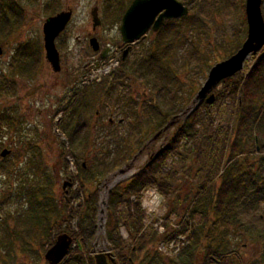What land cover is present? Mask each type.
Returning <instances> with one entry per match:
<instances>
[{"label":"trees","instance_id":"1","mask_svg":"<svg viewBox=\"0 0 264 264\" xmlns=\"http://www.w3.org/2000/svg\"><path fill=\"white\" fill-rule=\"evenodd\" d=\"M117 1L107 0L108 11L112 3ZM131 2L128 0V3ZM184 3L190 7V10L193 9L189 0H184ZM126 6L124 1L121 2V8L116 6L118 13L114 11L110 23L121 21ZM13 7L21 8L15 0H0V11ZM262 10L264 14V0ZM245 16L244 11V19ZM0 18L3 20L0 26V41H3L11 31L6 29L5 15H0ZM187 18L190 16L180 19ZM171 21L173 20L165 22L161 32ZM247 28L245 21L242 35L237 34L238 37L235 35L237 37L235 47L244 37L246 38ZM157 46V51L152 56L143 57L141 64L143 66L134 70L137 80L145 79L154 88L155 101H149L144 105L141 125L146 131L151 128L155 132L163 129L169 121L182 112V109L175 108L178 94L162 96L163 90L169 93L171 86L175 87L179 84L176 82L175 85H167L166 80L161 88L157 87L159 79L164 77L165 70H168L174 78L177 77V72L171 68V62H168L167 48L161 49L160 41ZM240 46L238 45L237 48ZM233 51L230 55L235 52ZM23 52L25 56L32 58L40 55L39 46L32 43L27 45ZM256 57V62L248 73H245V68L222 80L213 89L216 94L213 104L201 101L188 114L182 116L175 125L171 126L175 127L174 131L151 159L131 178L117 183L110 190L107 205V237L118 264H136V260L142 255L139 264L145 262L164 264L162 261L165 256L157 250V245L160 241L169 240L168 233L158 235L153 228H150L152 226L144 230L145 213L141 209L140 199L144 190L150 186L157 187L158 192L165 198L164 205L166 204L167 207L165 218L175 219L174 224L177 229L173 227L175 232L172 236L186 234V231L191 230L181 255L169 257L171 264H264V251L253 256L252 260L245 259L240 251L242 247L236 242L237 229L243 228V236L254 235V232H250L253 231L252 228L247 227L240 220L241 216L251 215L252 212L260 210L264 203V53ZM166 58L168 59L163 65L164 68L158 73H153L152 64L164 61ZM128 72L130 68L116 69L115 82L124 78ZM114 86L116 85L107 88L106 95L112 94L110 99L118 96L119 102L122 103L125 93L118 91ZM101 91V87L96 85L86 94L95 97L97 93L101 95ZM122 111L123 117L135 118L139 106L133 112L124 109ZM2 121L10 123L5 115ZM143 132L140 126L136 138L125 139L116 149L109 148L105 161H94V167L79 161L81 156L86 157L91 140L89 126L83 121L71 129L70 148L67 149L69 146L67 147L65 142L62 143L64 151L70 153L77 164V172L68 173L74 178L76 187L67 196V200L69 203L73 202L82 194L86 198L72 208V213L63 216L69 218V222L75 221L76 225L74 229H68V233L74 237V244L60 264H69L70 260H73V264H95L91 253L97 232L99 192L97 186L105 175L122 167L132 158L135 147L142 146ZM184 140L189 144L182 148ZM252 153L259 154L257 161L252 160ZM173 156L176 158L168 165V159ZM40 163L42 164L41 161ZM2 164L3 161L0 162V165ZM68 165L67 161L66 168H69ZM8 168L7 174L16 173L15 170ZM38 171L51 178L45 165L40 168L31 160L26 171L27 181L24 182L26 187H21L24 188L23 192L28 193V201L36 206H40L41 198H47L48 202L52 194L44 185L43 187L35 185L31 190H25L37 179ZM2 172L0 169V175H5L4 167ZM47 185H50L49 182ZM93 185L94 189H92ZM132 196H136L137 200L132 201ZM54 207H39L29 212L27 216L31 218L28 225L48 224L49 218L54 213L51 211ZM55 212H60L59 204ZM121 225H125L129 230L131 241L127 242L123 239ZM169 230L172 232V228ZM259 237L261 236L257 235L255 239ZM52 240L49 247L54 242Z\"/></svg>","mask_w":264,"mask_h":264},{"label":"rangeland","instance_id":"2","mask_svg":"<svg viewBox=\"0 0 264 264\" xmlns=\"http://www.w3.org/2000/svg\"><path fill=\"white\" fill-rule=\"evenodd\" d=\"M123 1L124 4H127L126 7H128L130 4L128 0H118L112 3V11L118 13L116 6L121 8V2ZM181 1L184 2V0ZM189 1L191 2L190 5L193 6V9L190 10V18L173 20L158 34L156 32L148 33L144 39L134 45L133 52H131L126 63L122 66V69H129L134 65V69L137 70V67L143 66L141 65L143 57L152 56V54L157 51V43L160 41L162 46L161 49L167 48L166 56L169 58L168 62H171V68L177 72V77L174 78L168 70H165L163 73L164 77L159 79L157 87L161 88L166 80L168 81L167 85H175L177 82L179 86H171L169 93L163 90L162 96H171L172 93L175 95L178 94L179 96L177 102H175V108L182 109L181 111H184L192 105L197 93L204 85L212 66L233 55L241 47L240 43L242 45L246 39L244 37L238 44L240 46L239 48H237L238 45L235 47L236 38L238 37L237 34L242 35V32L245 30V21L247 23L246 16L244 19L246 0ZM46 2L49 1L38 0L36 3L24 2V7L32 14L29 16L30 20L26 21V26L24 28L11 31L7 38L0 41V44L4 47V54L0 56V87L2 89V93L0 94V162L3 161V164L0 165V169L2 172V167H4L6 175H0V264H49L45 258V253L49 248V243L52 240L51 238H53V242L61 230L58 229V227L62 226V229L72 230L76 225L75 221L69 222V218L64 222L62 220L63 216L72 213V208L78 206V204L86 198L85 195L82 194L80 198L74 199V201L70 203L67 201V203L64 204L63 200H61L64 195L62 185L65 176L60 173V168H57V155L54 153L56 146L49 143L48 138L45 139L43 137V135H46L44 132L48 128L45 121L48 123L53 121L50 130L52 132L57 131V127H54V122L57 117H53L51 120L43 116L44 114H41L39 111H36L33 117L29 113L25 116V107L20 101V99H23L21 95L24 91V86L14 84L12 88L9 84V82H14V78L11 75L12 73H10V77L8 76L9 67L11 66L9 61H12L13 58L20 60L24 59L25 54L23 51H25L26 46L31 43L38 46L41 40H43L41 20L45 18L48 13H46L43 7V4ZM58 2H60V8H67V6L74 8V16L66 33L69 43L62 45V48L69 52V56L73 59V62L76 65H81L87 62L93 63L98 58V53L92 50L87 39L77 41L76 38L77 36L83 38V36L87 35L88 29H90V31L92 30L93 21L91 12L96 2H98L99 15L102 20L105 18L106 22L105 25L102 24L98 27L97 36L102 48L109 46L110 49H113L111 53L114 54V57L111 61L112 64L117 63L118 54L116 51L119 44L122 42L120 31L121 22L114 23L113 25L110 23L112 16L108 14L107 0H58ZM29 18L26 17V20ZM2 24L3 20L0 18V26ZM191 28L193 29L191 30ZM235 35H237V37H235ZM232 51L234 53L230 55ZM263 53L264 48H262L257 55L249 56L245 62L246 67H244V69H246H243L245 73H248L249 69L256 62V56ZM168 58L164 61L153 63V73H158L161 68H164L163 65ZM100 75L101 73L99 70L92 71L90 78L98 79ZM135 87L138 88L136 92H139L137 96L139 111L135 113V118L129 116L126 122L119 123L118 120L124 116L122 109H118V105L121 103L117 102L115 98H108V95L106 96V93H104L105 91H102L101 95L97 93L95 97H90L89 112L80 114L79 119L75 116L73 121L74 126L81 121L89 126L91 140H89L87 155L86 157L81 156L79 161L89 166L91 165L92 167H94V161H105L107 157L106 153L109 148L116 149L125 139L130 140L134 137L136 138L140 126L142 131H144L141 138L142 146L135 147L132 158L122 167L105 175L101 183L97 186L99 189L97 203L98 219L96 238L91 253L93 257L97 252H113L111 243L107 237V205L110 190L117 183L127 181L137 173L147 161L151 159V156L166 143L167 140H164L165 135L169 137L175 129V127H171L170 130H165L167 133L164 131L165 133L162 132L163 135L161 133L159 137L151 141L156 132L151 128L146 131L143 125H141V121L144 105L149 101L152 102V98L155 97L154 88L149 85L145 79L137 80L133 88ZM145 93L149 94L147 99H144L146 98L144 95ZM97 111H100L101 114L99 119L96 117ZM75 113H77V111ZM4 115L9 118V124L2 121ZM111 115L116 120L114 125L109 124L108 121ZM25 117L31 124L29 128L26 127L25 123L21 122L25 121ZM24 131L28 134L27 136ZM149 140L151 141L150 143L148 142ZM146 143H148V145L143 148ZM187 144L189 143L184 140L181 145L182 148ZM67 147V149L70 148V142L67 144ZM4 148H10L12 150V153L7 157H1V151ZM23 155H26V157ZM258 156L259 154L257 153L251 154V157H253L252 160L255 161L258 160ZM71 158L69 159L70 161L68 160V170L70 174L71 172H77L76 161L74 157ZM175 158V156L169 158L168 165L171 164ZM31 160L40 166V168H42V165H45L46 171L51 176L49 179L47 178L48 176L38 171V180L36 179L37 181H33L25 189L31 190L35 185L37 187H43L44 185V187L47 186V188L50 189V194H52L49 197H51V199L49 198L47 202V198H41L42 200L39 201L40 206L31 204L28 201V193L23 192V189L26 187L24 182L27 181L26 171ZM8 167H10L12 171L15 170L16 173L14 175L7 174ZM59 173L61 174L60 176H58ZM48 182L50 185H47ZM21 187L24 188L21 189ZM94 188L95 186L93 185L92 189ZM152 194L157 195L153 191H150L148 202L150 206L152 204L151 210H153V213L150 214L149 217H145L144 230L152 226L150 228H153L158 235L165 234V232L168 233L169 240L167 243L170 248L173 249L172 253L175 256L163 254V252H168L170 248L167 250L162 241L158 243L157 250L162 252L165 256L162 262L164 264H169V257H178L182 253L178 251L181 246L176 242V238L179 237V234L175 237L172 236L175 232L173 229H177L174 224L175 219L174 217H170L169 219L165 218L167 207L166 204L164 205L163 203L164 200L158 202ZM159 198L162 199L161 196ZM58 204L60 212L56 213L55 210ZM46 206H55L51 210L52 212L54 211V213H52L49 218V223L46 225L39 224L38 226H29L28 222H30L31 217L27 216V214L34 209L39 207L44 208ZM122 208L125 209L124 207ZM143 211L145 213L144 209ZM20 217L23 219H20ZM162 220L164 222H162ZM240 220L247 225V227L250 226L252 228L253 231L250 232H254L256 237L257 235L261 236L259 239H255L254 235L243 236V228L236 230V234H238L236 236V242L242 247V249L240 248L242 255L245 256V259L250 258L252 260V258H254L253 256L256 254L259 255L264 251V203L260 210L252 212L251 215H242ZM42 221L40 222L42 223ZM162 227H164L165 230H162ZM120 228L123 239L127 242L131 241L129 230L126 227L124 228L123 225H121ZM170 228H172V232L169 230ZM189 235H191V230L186 231V234H181L179 239L182 240L185 238L184 241L186 243V240H188L187 236ZM142 256L136 260V264L140 263ZM67 260H69V258ZM70 261L69 264H73V260ZM143 264H147V262Z\"/></svg>","mask_w":264,"mask_h":264},{"label":"flooded vegetation","instance_id":"3","mask_svg":"<svg viewBox=\"0 0 264 264\" xmlns=\"http://www.w3.org/2000/svg\"><path fill=\"white\" fill-rule=\"evenodd\" d=\"M15 1H17L19 7L21 8L13 7L10 8L9 10L0 11V15L3 16L5 15L4 20H6L5 22L7 23L6 29L8 31L17 30L20 28H24L26 26V21L30 20L29 16H31L32 14L30 13V11H28L27 8L24 7V2L36 3L38 0H15ZM48 1L49 2L43 4L44 10L46 11V13L47 12L48 13L46 17L42 18L41 20L42 33H43L44 24L49 17L56 15L63 10L68 9V7L72 9L71 20L69 21L66 29L62 31V33H60V35L56 38V46L60 53V69L56 70L55 69L56 67L53 66L46 59L44 39H43L38 45L40 51V55L38 57L32 58L31 56L30 57L25 56V58L22 60L13 58L12 61H9L11 66L9 67L8 76L10 77V73H12L11 75L14 78V82H9L12 88L14 84H18L19 86H24V91L21 95V98L23 99H20V101L23 103L25 107V112H26L25 116L29 113L33 117V114L36 111H39L41 114H44L43 116L51 120L53 117L54 118L57 117L56 121L54 122V127H57L56 128L57 131L55 130L56 132H52L50 130L53 121L49 120L50 123L45 121V124L48 125V128L44 132L46 135L43 134L42 135L45 139L48 138L49 143L56 146L54 153H56L57 155V161H56L57 168L59 167L60 173L62 175L64 174L65 176L62 185L64 189V195L63 198L61 199L65 204L66 200L68 199L67 197L68 194L71 193V191L72 192L74 191L76 187V182L74 181V178L71 175H68L70 171L68 170V168H66V165L68 159L70 158V153H66L64 151L62 143L63 142H65L66 144L69 143L71 129L74 127L73 125L74 117L77 116L79 119L80 114L89 112L90 97L88 94H86L87 91H90L92 86L99 85L101 87V90L105 91L104 93H106L107 88L112 87L115 84L116 86H114V88L116 87L118 91H123L125 93L124 96L125 99L121 101L122 103L120 105H118V109L119 110L124 109L126 111L133 112L138 106L137 96L139 93L136 92L138 90L137 87L133 88L134 83L137 82L136 76L134 74L135 69H133L134 65L130 67V72H128V74L125 75L124 78L118 79V81L116 82H115L114 71L118 68H121L122 65H124L128 57L130 56L131 52H133V48L135 47L134 45L138 43L140 40L144 39L148 35V33L156 32L158 34L162 30L165 22H167L168 20H177L180 19L181 17L166 19L158 31H154L151 27L148 33L144 37L130 44L131 49L124 60L122 58L123 53L124 50L128 47V45L123 42V38H122V42L119 44L116 51V53L118 54L117 63L112 64L111 61L112 58L114 57V54L111 53V50L113 49L112 48L110 49L109 46L104 48H102L101 46L99 51H95L98 53L97 60H95L93 63L87 62V63H82L81 65H76L73 62V59H71V57L69 56V52L62 48V45H66L69 43L68 42L69 39L68 37H66V33L74 16V8L71 6H67V8H60L59 6L60 2H58V0H48ZM95 5L99 6V3L96 2ZM108 14L110 16H113L115 12L112 11V9L110 8ZM123 16L121 18V21H119V23L121 22V24H122ZM26 17H28L29 19L26 20ZM105 22L106 20L105 18H103L102 24L105 25ZM98 27L94 28V25H92L91 28L92 30L90 31V29H88L86 36H83V38H80L79 36L76 37L77 41H83L87 39L89 43L91 37L96 36L98 38L97 36ZM43 38H44V34H43ZM101 67H102V72L99 78L98 79L90 78L92 71H96ZM106 67L108 68L106 69ZM144 95L146 97L144 99H147V97L149 96L148 93H145ZM112 96L113 95L111 94L108 96V98H111ZM115 100L119 102L118 96H116ZM152 100L155 101V97L152 98ZM76 111L77 113H75ZM96 117L97 119L101 117L100 111L96 112ZM24 119L25 121L24 122L21 121V122L25 123L26 127L29 128L31 125L30 122L26 117ZM126 120L127 118L123 117L120 118L118 122L122 123V122H126ZM108 121L111 125H114L116 122L115 118L112 115L109 117ZM24 133L26 132L24 131ZM25 135L27 136L28 134L26 133ZM164 140L165 141L167 140L166 135L164 137ZM147 145L148 143H146L144 147H146ZM60 173L58 174V176L61 175ZM68 181H70L72 185L71 186L67 185L66 188H64V183ZM62 220L64 222L67 221V217H64ZM58 229H61L59 233L60 232L68 233L67 229H62L60 227H58Z\"/></svg>","mask_w":264,"mask_h":264},{"label":"water","instance_id":"4","mask_svg":"<svg viewBox=\"0 0 264 264\" xmlns=\"http://www.w3.org/2000/svg\"><path fill=\"white\" fill-rule=\"evenodd\" d=\"M263 0H246L245 10L248 23V32L241 47L229 58L217 62L209 71L208 77L201 87L193 103L183 113L175 116L151 141L160 136L162 132L173 126L182 114H188L199 102L205 100L213 104L216 99L213 89L224 79L242 71L246 60L250 55H256L264 48V14L262 10ZM92 21L94 28L100 26L102 21L98 13V5L92 9ZM190 9L180 0H133L126 10L121 24L123 42L128 45L124 50L123 60L127 57L132 43L144 37L152 27L158 31L166 19L188 16ZM72 18V9L68 8L49 17L43 27L44 48L46 59L60 69V53L56 46V38L67 27ZM90 46L93 50H100V42L97 37L90 38ZM3 47L0 45V55ZM11 153L10 149L1 152L2 157ZM125 171L124 169H121ZM72 185L70 181L64 183V188ZM74 243V238L67 232H61L53 245L46 251L45 258L49 264H59L69 254ZM96 264H117L116 259L109 252H99L94 257Z\"/></svg>","mask_w":264,"mask_h":264},{"label":"built area","instance_id":"5","mask_svg":"<svg viewBox=\"0 0 264 264\" xmlns=\"http://www.w3.org/2000/svg\"><path fill=\"white\" fill-rule=\"evenodd\" d=\"M150 191H153L155 194H157V195L152 194L156 201L161 202L162 199L159 198L160 195L158 194L156 188H150V189H148V190L146 191V193H145V195H144V199H143V206L147 209V212H148L149 214H152V213H153V210H151V206H152V204H151V206H150V205H149V202H148V197H149V195H150Z\"/></svg>","mask_w":264,"mask_h":264}]
</instances>
